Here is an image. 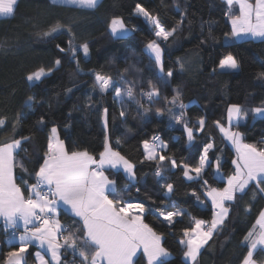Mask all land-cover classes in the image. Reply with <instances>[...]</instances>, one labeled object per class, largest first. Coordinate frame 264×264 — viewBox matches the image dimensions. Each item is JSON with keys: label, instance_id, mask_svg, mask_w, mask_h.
I'll list each match as a JSON object with an SVG mask.
<instances>
[{"label": "trees", "instance_id": "1", "mask_svg": "<svg viewBox=\"0 0 264 264\" xmlns=\"http://www.w3.org/2000/svg\"><path fill=\"white\" fill-rule=\"evenodd\" d=\"M137 3L151 14L158 15L168 28L180 20L179 12L186 14L183 27L178 29L175 37L170 38L168 43L161 42L164 71L172 70L174 73L173 77L166 78V84L158 78L159 69L144 51L146 42L154 38V30L135 14ZM227 10L224 0H99L94 10L53 5L51 0H18L14 15L0 17V45L3 46L0 47V118H6V125L0 127V140L12 134V123L17 113H21L15 138L30 136L31 139L24 143L26 151L21 150L17 160L22 159L29 172L42 163L53 126L57 127L59 138L64 140L68 151L88 150L97 157L103 151L105 129L101 116L107 109L111 146L136 164L138 182L130 192H119L127 183L124 174L116 170H108L107 173L116 181L118 195L122 199L143 202L151 209L162 207L160 202L165 199V190L154 176L155 162L141 163V141L158 134L167 144L163 154L191 167L198 164L204 144L212 142L214 148L209 153L212 166L205 168L199 180H188L181 168L171 169L168 162L164 164L168 169L164 173L167 182L174 185L170 199L165 201L166 210L179 209L184 213L176 217L174 226L156 219L153 214L145 217L146 223L164 234L162 243L170 252L168 264H191L183 257L184 246L179 241L183 238V229L192 227L195 219L210 221L212 218V205L204 195L208 186L203 185V180H208L211 187L224 186L215 176L217 157L223 175L234 170L231 161L235 158V151L213 121L220 120L228 126L226 109L230 104V86L235 78L240 80V104L245 109L260 106L264 100V78L257 75L264 72V41H226L224 34L231 31L228 17L224 15ZM113 16L123 18L126 25L136 31L123 39H113L107 30V23ZM57 22L71 26L75 46L85 42L89 45L87 58L82 51L77 53L80 72L76 71L75 60H70L68 54L56 48V44L68 47L71 37L66 29L51 38L41 39L38 36ZM202 40L206 42L201 43ZM228 53L235 55L240 69L223 72L217 69L213 72L219 60ZM57 58L61 59V65L41 81L29 83L25 79L38 67H53ZM178 60L184 62V71L180 70ZM95 72L110 75L114 81L123 79L130 85L134 84L136 100H142L150 111L141 114L143 110L138 112L136 102L128 101L127 97L123 104L118 103L113 98L114 90L100 93L98 88L94 89ZM149 81L160 90V98L151 104L147 102V97L142 98L139 94L141 88L149 90ZM177 87L182 92L183 103L187 105L183 111L188 126L198 127L197 121L201 116L206 119L204 129L194 133L192 143L187 141L183 125L176 124L166 110L164 115H156V110L164 106V97H171ZM29 96L35 98L31 108L27 107ZM122 110L126 113L125 117L120 116ZM176 114H179V109ZM41 117L45 120L43 125L39 123ZM238 130L244 133V142L260 143L264 141V118L252 120L249 116L247 123ZM117 139L121 141L119 144ZM14 174L18 183L21 177L33 182L28 172L20 168H16ZM194 190L204 201L203 204L191 194ZM225 206L229 208V215L201 249L196 264H239L247 252L243 237L264 207V194L253 198L249 188L247 194H237V199L226 201ZM246 208L249 209L247 212ZM58 217L64 225L72 223L73 217L66 211L60 210ZM5 235L0 224V264L14 243L6 241ZM34 249L33 245L29 247L25 264L34 262ZM65 259L70 262L72 256L67 254ZM254 259L262 262L264 252L257 249ZM136 264H145L143 255H139Z\"/></svg>", "mask_w": 264, "mask_h": 264}, {"label": "snow or ice", "instance_id": "2", "mask_svg": "<svg viewBox=\"0 0 264 264\" xmlns=\"http://www.w3.org/2000/svg\"><path fill=\"white\" fill-rule=\"evenodd\" d=\"M228 10L224 15L228 17L231 31L224 34L226 41L230 43L248 40L264 41V0H224ZM53 5L73 6L77 9L94 10L99 0H51ZM18 0H0V17H11L15 13ZM233 5L239 6L238 14L232 11ZM177 11L179 9L177 8ZM135 14L143 16L154 29L152 35L144 45V51L148 53L155 67L159 69L158 78L167 83L166 78L173 77L172 70L165 73L161 42L168 43L174 38L178 29H181L186 18L184 12H179L180 20L171 28L166 27L158 15L151 14L145 7L137 3ZM66 29L70 35L68 47L64 48L56 44L59 52L68 54L70 60H75L76 71L80 72V61L77 53L82 51L84 57L89 56L87 42L75 46L74 35L71 26L57 22L46 30L38 33L41 39L54 37V34ZM107 30L113 39H123L136 31L129 28L123 18L113 16L107 23ZM211 35V34H210ZM214 38V37H213ZM206 41H201L205 43ZM0 47H3L0 45ZM177 63L180 70H185V64L181 60ZM61 65V59L53 62V67H38L29 72L25 79L29 83L41 81L51 74L55 68ZM223 71H238L240 63L232 53L224 55L216 68ZM93 88L100 93L114 90V100L123 104L125 97L128 101H135L137 111L146 114L150 111L145 108L142 100H136L135 85L128 81H114L110 75L95 72ZM264 78V72L257 74ZM148 91L140 90V96L147 97L149 104L160 98V90L152 81L148 82ZM71 91V89H67ZM35 98L28 97L27 107L31 108V102ZM187 105L183 103L182 92L179 87L173 89L171 97H164V106L156 110L157 116L165 114V110L171 115L176 124L183 125L187 141H194V133L202 131L206 124L205 117H199L198 127H189L183 111ZM179 109V114L176 110ZM226 127L220 120L213 121L216 128L235 150V158L231 163L234 170L226 176L221 173L219 157L215 161V176L223 182L222 188L209 186L208 180H203V185L208 186L204 195L211 200L212 218L210 221L195 219L194 225L183 229V238L179 243L184 246L183 257L195 264L201 249L208 244L215 232L225 223L229 215L226 201H235L237 194H247L252 189L253 198L258 194H264V141L260 143L244 142V133L238 129L247 123L249 116L252 120L257 117L264 118V100L260 106L245 109L239 103L227 105ZM125 117V111L120 112ZM22 118L17 113L12 123V134L7 139L0 140V222L8 236L9 242H14L11 251H8L2 264H25V254L31 245H36L42 251L35 252L36 264H136L139 254L142 252L145 264H168L169 250L164 247L163 233H158L150 224L145 222L148 214H153L156 219L174 226L176 217L184 214L181 210H166V200L174 191V185L167 182L164 173L165 162L171 165V169L181 168L183 176L188 180H199L206 167L212 166L210 150L214 148L212 142L206 143L200 152L199 162L195 167L186 163H178L172 156H167L164 150L167 144L158 135H153L151 140L141 141L143 147V160L155 162L154 176L157 183L165 190V199L161 200L162 207L147 208L143 202H131L122 199L118 195L116 181L109 179L106 170L113 169L124 173L127 183L119 192H130L137 182L136 164L120 151L111 146L108 135L107 109L101 116L105 129L103 151L98 158L88 150L68 151L64 140L59 138L57 127L53 126L47 138V147L43 152V162L31 172L25 167L23 160H17V156L28 142L30 136L16 137L17 126ZM39 123H45L41 117ZM6 125V118H0V127ZM121 141L117 139L116 143ZM20 168L28 172L34 182L20 178L17 182L14 170ZM194 173L195 175H191ZM163 181V182H162ZM139 192L140 188L137 187ZM201 204L204 203L194 190L191 193ZM61 206H66L72 223L64 225L58 218ZM174 207V202L172 204ZM249 209H245L247 212ZM23 231L17 237L16 232L20 228ZM243 243L247 246V252L243 255L239 264H258L254 259V252L258 247L264 250V209L259 211L252 228L244 235ZM71 254L72 260L65 259ZM50 257V259H46Z\"/></svg>", "mask_w": 264, "mask_h": 264}, {"label": "crops", "instance_id": "3", "mask_svg": "<svg viewBox=\"0 0 264 264\" xmlns=\"http://www.w3.org/2000/svg\"><path fill=\"white\" fill-rule=\"evenodd\" d=\"M250 2L251 3H255V0H250ZM233 8L234 9H236V14H238V12H239V6L238 5H233ZM231 26V25H230ZM236 79V78H235ZM237 80V82H239L238 81V79H236ZM234 81V80H233ZM233 81H232V83H233ZM231 83V84H232ZM239 86L241 87V85H240V83H239ZM230 103H231V98H230ZM228 142V141H227ZM229 143V142H228ZM229 145L232 147V145L229 143ZM233 148V147H232ZM234 149V148H233ZM235 151V150H234ZM97 158H98V156H97ZM42 162H43V160H42ZM215 169V168H214ZM109 171L110 170H113V169H108ZM108 170H106V175L109 177V179H112V180H114L112 177H110L109 175H108V173H107V171ZM122 172V171H121ZM123 173V172H122ZM124 174V173H123ZM205 198H206V200L211 204V200L207 197V196H205ZM262 209H264V207L262 208ZM60 210H63V211H66L67 212V209H66V206H61L60 207V209H59V211ZM59 211H58V213H59ZM68 213V212H67ZM59 218V217H58ZM62 223V222H61ZM0 224H2V222H0ZM63 224V223H62ZM3 225V224H2ZM23 231V228L21 227L20 228V232H19V234L17 235V237L20 235V233ZM33 246H35V249H34V251H33V257H34V262L32 263V264H36V261H35V256H34V254H35V252H37V251H42L41 249H39L36 245H33ZM258 249H260L259 247H258ZM185 250V249H184ZM262 250V249H261ZM263 252H264V250H262ZM139 255H142V252L139 254ZM46 259H50V257H47L46 256ZM189 263H191L192 264V262H190V261H188ZM195 264H196V262H195ZM258 264H264V260L262 261V262H258Z\"/></svg>", "mask_w": 264, "mask_h": 264}, {"label": "rangeland", "instance_id": "4", "mask_svg": "<svg viewBox=\"0 0 264 264\" xmlns=\"http://www.w3.org/2000/svg\"><path fill=\"white\" fill-rule=\"evenodd\" d=\"M232 11L234 12V11H236V9L232 8ZM141 17L147 22V20L143 16H141ZM149 26L152 27L150 24H149ZM236 79H238V81H239V78H236ZM236 79H234L233 83L230 86L231 103H239L240 104L241 103V97H242V90H241V87L239 86L240 81L237 82Z\"/></svg>", "mask_w": 264, "mask_h": 264}, {"label": "built area", "instance_id": "5", "mask_svg": "<svg viewBox=\"0 0 264 264\" xmlns=\"http://www.w3.org/2000/svg\"><path fill=\"white\" fill-rule=\"evenodd\" d=\"M153 135H158V134H152V135H150V137L148 138V140H151V137L153 136ZM33 182H34V179H33ZM19 232H20V229H19V231H17L15 234H16V236L19 234ZM10 233H11V230H9V232L8 233H6V235H5V240L6 241H9L8 240V236L10 235ZM71 255V254H70Z\"/></svg>", "mask_w": 264, "mask_h": 264}]
</instances>
